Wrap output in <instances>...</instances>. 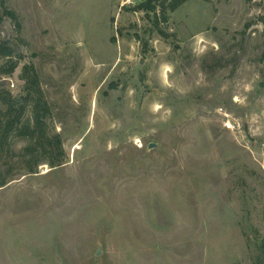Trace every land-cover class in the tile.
<instances>
[{
    "label": "rangeland",
    "instance_id": "rangeland-1",
    "mask_svg": "<svg viewBox=\"0 0 264 264\" xmlns=\"http://www.w3.org/2000/svg\"><path fill=\"white\" fill-rule=\"evenodd\" d=\"M142 1L0 5V109L32 65L51 112L0 143V264H264V0Z\"/></svg>",
    "mask_w": 264,
    "mask_h": 264
},
{
    "label": "trees",
    "instance_id": "trees-1",
    "mask_svg": "<svg viewBox=\"0 0 264 264\" xmlns=\"http://www.w3.org/2000/svg\"><path fill=\"white\" fill-rule=\"evenodd\" d=\"M7 0H0V5L4 8L5 14L9 15L15 22H17V16L12 11L5 7ZM187 0H144L140 4L134 7V10H141L148 14L153 27L157 29L160 22H167L169 19V13L175 11L180 5H182ZM14 49L8 44L7 41H0V58H5V63H10L8 69L2 72L3 65L0 66L1 74L12 73L18 65V60L13 58ZM20 57V56H19ZM23 72L28 73L27 77V93L24 95L17 103L19 108L14 109L12 103L8 106H3L0 111H6L9 113L7 121L0 127V143L7 136L13 124L20 125L19 133L24 134L28 131L32 133L39 131L40 135L44 134L46 118L51 115L50 108L45 100L43 93L39 87L38 76L32 65H26L23 67ZM24 79V77H23ZM26 79V78H25ZM32 94L34 95L32 97ZM30 105V114L26 123H24L19 116L22 109ZM56 148L58 151H62V144L59 136L55 139ZM41 161L37 160L34 163L24 162L25 169L28 172H35V166ZM51 166H56L61 164V160H49L47 161ZM6 184L5 179H0V186Z\"/></svg>",
    "mask_w": 264,
    "mask_h": 264
},
{
    "label": "built area",
    "instance_id": "built-area-1",
    "mask_svg": "<svg viewBox=\"0 0 264 264\" xmlns=\"http://www.w3.org/2000/svg\"><path fill=\"white\" fill-rule=\"evenodd\" d=\"M127 2H130V0H125V3ZM221 113H222V109L220 108ZM224 115V118H223V126L226 128V129H229V130H234L236 125L235 123L232 121V119L230 118V116H228L227 114H223Z\"/></svg>",
    "mask_w": 264,
    "mask_h": 264
},
{
    "label": "water",
    "instance_id": "water-1",
    "mask_svg": "<svg viewBox=\"0 0 264 264\" xmlns=\"http://www.w3.org/2000/svg\"><path fill=\"white\" fill-rule=\"evenodd\" d=\"M153 144H151L149 147H152Z\"/></svg>",
    "mask_w": 264,
    "mask_h": 264
}]
</instances>
